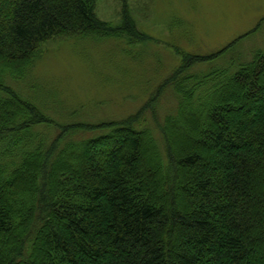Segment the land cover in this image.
<instances>
[{
	"label": "trees",
	"instance_id": "obj_1",
	"mask_svg": "<svg viewBox=\"0 0 264 264\" xmlns=\"http://www.w3.org/2000/svg\"><path fill=\"white\" fill-rule=\"evenodd\" d=\"M96 6L0 0V264H264V49L187 58L126 120L56 122L15 90L42 46L139 37Z\"/></svg>",
	"mask_w": 264,
	"mask_h": 264
},
{
	"label": "rangeland",
	"instance_id": "obj_2",
	"mask_svg": "<svg viewBox=\"0 0 264 264\" xmlns=\"http://www.w3.org/2000/svg\"><path fill=\"white\" fill-rule=\"evenodd\" d=\"M96 14L113 31L130 18L139 37L52 39L15 86L56 122L126 120L187 58L214 55L250 34L236 47L242 55L264 49V0H97ZM227 56L206 69L227 66Z\"/></svg>",
	"mask_w": 264,
	"mask_h": 264
}]
</instances>
